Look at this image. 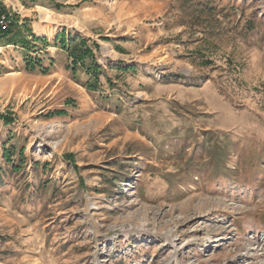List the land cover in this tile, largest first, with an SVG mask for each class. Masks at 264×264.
<instances>
[{
	"label": "rangeland",
	"instance_id": "374dc122",
	"mask_svg": "<svg viewBox=\"0 0 264 264\" xmlns=\"http://www.w3.org/2000/svg\"><path fill=\"white\" fill-rule=\"evenodd\" d=\"M19 3L0 264H264V0Z\"/></svg>",
	"mask_w": 264,
	"mask_h": 264
},
{
	"label": "built area",
	"instance_id": "2783aa9c",
	"mask_svg": "<svg viewBox=\"0 0 264 264\" xmlns=\"http://www.w3.org/2000/svg\"><path fill=\"white\" fill-rule=\"evenodd\" d=\"M19 0H0V37L15 26H21L25 16L22 13ZM12 45L6 46V49ZM0 49H2L0 47ZM0 55L4 56L2 51Z\"/></svg>",
	"mask_w": 264,
	"mask_h": 264
},
{
	"label": "trees",
	"instance_id": "16d2710c",
	"mask_svg": "<svg viewBox=\"0 0 264 264\" xmlns=\"http://www.w3.org/2000/svg\"><path fill=\"white\" fill-rule=\"evenodd\" d=\"M5 34L6 35L9 34V31L5 32L3 36H5ZM80 45H81V50L78 53H76V59H80V60L87 59L88 57H90L92 55L91 51L89 50V48H85L84 42H81ZM4 119H5L7 124L13 123V120H11V119H8V118H4ZM9 161H10V159H9Z\"/></svg>",
	"mask_w": 264,
	"mask_h": 264
}]
</instances>
